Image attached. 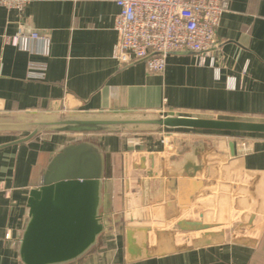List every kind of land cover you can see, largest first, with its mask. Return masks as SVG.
<instances>
[{"label":"crops","instance_id":"0c3cea01","mask_svg":"<svg viewBox=\"0 0 264 264\" xmlns=\"http://www.w3.org/2000/svg\"><path fill=\"white\" fill-rule=\"evenodd\" d=\"M228 2L218 27L219 70L185 51L171 54L161 73L143 60L123 64L115 56L119 6L113 0L0 7V116L156 113L264 122V0ZM22 29L47 33L50 53L4 40ZM33 63L42 76L29 74ZM27 134L1 130L0 145ZM75 138L102 153L100 212L113 215L115 229L58 264H264V133L187 128L48 132L1 148L0 264H14L6 235L16 237L26 225L30 190L43 185L51 159ZM145 170L175 177L178 204L203 207L207 223H232L231 233L201 234L182 244L177 231L152 228L150 194L139 191Z\"/></svg>","mask_w":264,"mask_h":264},{"label":"water","instance_id":"95a60500","mask_svg":"<svg viewBox=\"0 0 264 264\" xmlns=\"http://www.w3.org/2000/svg\"><path fill=\"white\" fill-rule=\"evenodd\" d=\"M264 133V122L156 113H55L0 116V131H27L1 148L27 142L40 133L150 132L162 128ZM234 155L235 145L230 144ZM142 172L140 194H150L147 223L159 230H175L182 237L230 234L228 223L204 222L200 206L180 205L177 179ZM104 174L102 153L91 143L74 142L63 147L49 162L43 185L30 190L29 215L16 237L10 233L14 264H58L75 259L103 233L115 229L110 213L100 212ZM185 237V239H187Z\"/></svg>","mask_w":264,"mask_h":264},{"label":"built area","instance_id":"2783aa9c","mask_svg":"<svg viewBox=\"0 0 264 264\" xmlns=\"http://www.w3.org/2000/svg\"><path fill=\"white\" fill-rule=\"evenodd\" d=\"M119 6L115 17V28L119 33L115 56L123 63L145 61L153 72H164L168 57L177 52L189 51L204 64L209 60L216 71L221 45L218 27L224 12L229 8L228 0H113ZM30 0H0V7L23 11ZM7 43L27 52L48 55L51 37L36 29L19 30L13 36L5 35ZM33 63L31 76H42L35 72ZM45 70L44 65H42ZM244 143V142H243ZM3 186L0 183V192ZM9 231L6 235L8 238Z\"/></svg>","mask_w":264,"mask_h":264},{"label":"rangeland","instance_id":"374dc122","mask_svg":"<svg viewBox=\"0 0 264 264\" xmlns=\"http://www.w3.org/2000/svg\"><path fill=\"white\" fill-rule=\"evenodd\" d=\"M166 128V127H165ZM165 128H162V129H165ZM166 129H169V128H166ZM170 129H174V128H170ZM181 129V128H180ZM83 140V138H75V140H74V142H79V141H82ZM126 180H127V178H126ZM128 184V183H127ZM203 208V207H202ZM204 209V208H203ZM204 222H206V219H205V217H204ZM228 224H230L231 225V231L233 230V228H234V224H232V223H228ZM166 231H174V230H170V229H165ZM186 237V236H185ZM185 237H182V240H181V243L183 244V243H185L186 241H189L190 239H191V237H186L187 239H185Z\"/></svg>","mask_w":264,"mask_h":264},{"label":"trees","instance_id":"16d2710c","mask_svg":"<svg viewBox=\"0 0 264 264\" xmlns=\"http://www.w3.org/2000/svg\"><path fill=\"white\" fill-rule=\"evenodd\" d=\"M170 129V128H169ZM177 129V128H176ZM182 129V128H181ZM208 131H216V130H208ZM224 133H234L235 131H222ZM139 133H142V132H139Z\"/></svg>","mask_w":264,"mask_h":264}]
</instances>
